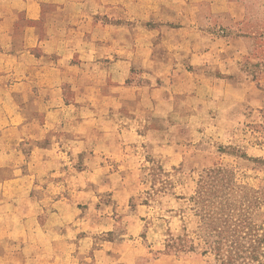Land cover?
Listing matches in <instances>:
<instances>
[{"label": "rangeland", "instance_id": "374dc122", "mask_svg": "<svg viewBox=\"0 0 264 264\" xmlns=\"http://www.w3.org/2000/svg\"><path fill=\"white\" fill-rule=\"evenodd\" d=\"M119 1L123 6V0ZM130 3L132 8H183V14L179 9L174 12L177 26L187 24V18H182L187 13L184 8H196V31L190 39L197 45L192 48L209 51L212 43L205 38L221 42L202 59H182L183 53L164 62V70L158 64L150 67L164 76L153 78L146 71L133 70L128 82L132 90L125 94L130 99L120 118L130 124L146 120L133 129L147 139L132 143L124 156L102 158L109 173L81 174L84 165L96 168L93 158L48 157L63 165L57 177L60 184L46 183L53 178L43 172L37 173V188L27 187L30 183L20 189L3 184L0 264H62L56 258L51 260L52 248L60 244L64 248L57 250L72 255L64 264H96L95 251L103 249L110 255L113 251L124 255L122 263L115 260L112 264H221L197 235L201 220L191 201L213 169L233 173L235 202L251 222V233L264 234V0ZM219 7L231 8V13L215 17L211 8ZM151 26L148 22L147 27ZM170 66L178 76L167 75ZM149 131L158 134H147ZM61 133L50 131L49 135ZM18 136L0 141V163L12 150L15 165L38 169L43 153H32L46 147L50 138L20 141ZM12 175L8 168L0 172L4 180ZM60 199L74 204L57 208ZM69 207L87 220L86 231L69 237L67 244L61 241L65 231L52 226L57 221L51 216L58 209L71 216ZM247 231L248 226L243 229L245 234ZM77 253V262L71 261Z\"/></svg>", "mask_w": 264, "mask_h": 264}, {"label": "crops", "instance_id": "0c3cea01", "mask_svg": "<svg viewBox=\"0 0 264 264\" xmlns=\"http://www.w3.org/2000/svg\"><path fill=\"white\" fill-rule=\"evenodd\" d=\"M130 1L123 0L121 6L119 0H0V141H13L19 134L20 141L50 138L46 147L32 153H43L34 171L15 165L12 150L6 154L11 160L7 164L6 159L1 161L0 172L8 168L13 175L7 180L0 178V188L10 184L20 189L24 183L37 188L40 172L53 178L46 183H59L63 165L48 157L93 158L96 168L86 164L88 168L84 165L81 174L109 173L110 167L105 168L106 159L102 158L124 156L132 143L147 139L133 129L146 120L130 124L120 118L125 101L130 99L125 94L132 90L128 82L133 70L146 71L145 75L153 78L164 76L150 67L158 64L164 70V62L183 53L186 56L182 59H202L221 42L205 38L212 43L209 51L192 48L197 45L190 39L196 31V8H184L187 13L182 18H187V24L177 26V22L173 24L174 12L183 8H132ZM211 12L216 17L231 13V8H211ZM148 22L153 26L147 27ZM167 75L178 76L171 66ZM36 130L42 132L38 135ZM50 131L62 133L50 136ZM68 203L60 199L55 205L60 208ZM69 208L71 216L60 209L51 216L57 221L52 226L65 231L61 241L67 244L69 237L86 231L83 226L87 220ZM58 247L64 248L63 244L55 245L51 260L64 264L72 259ZM106 251H95L96 264L123 262L124 255H116L120 251L112 255ZM76 255L71 261L77 262Z\"/></svg>", "mask_w": 264, "mask_h": 264}, {"label": "trees", "instance_id": "16d2710c", "mask_svg": "<svg viewBox=\"0 0 264 264\" xmlns=\"http://www.w3.org/2000/svg\"><path fill=\"white\" fill-rule=\"evenodd\" d=\"M233 178L226 169L207 172L203 179L206 182H201L191 198L201 220L197 235L216 253L221 264H264V234L251 233V222L232 196ZM245 225L247 234L243 232Z\"/></svg>", "mask_w": 264, "mask_h": 264}]
</instances>
